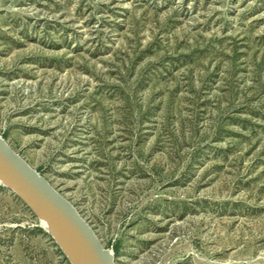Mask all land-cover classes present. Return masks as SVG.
I'll return each instance as SVG.
<instances>
[{
  "label": "rangeland",
  "instance_id": "rangeland-1",
  "mask_svg": "<svg viewBox=\"0 0 264 264\" xmlns=\"http://www.w3.org/2000/svg\"><path fill=\"white\" fill-rule=\"evenodd\" d=\"M0 136L115 264H264V0H0ZM0 264H69L1 185Z\"/></svg>",
  "mask_w": 264,
  "mask_h": 264
},
{
  "label": "water",
  "instance_id": "water-1",
  "mask_svg": "<svg viewBox=\"0 0 264 264\" xmlns=\"http://www.w3.org/2000/svg\"><path fill=\"white\" fill-rule=\"evenodd\" d=\"M0 185L42 223L69 264H115L72 204L0 136Z\"/></svg>",
  "mask_w": 264,
  "mask_h": 264
},
{
  "label": "bare ground",
  "instance_id": "bare-ground-1",
  "mask_svg": "<svg viewBox=\"0 0 264 264\" xmlns=\"http://www.w3.org/2000/svg\"><path fill=\"white\" fill-rule=\"evenodd\" d=\"M42 225H43L44 227H46V225H45V223H44V222H42Z\"/></svg>",
  "mask_w": 264,
  "mask_h": 264
}]
</instances>
